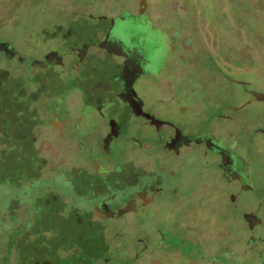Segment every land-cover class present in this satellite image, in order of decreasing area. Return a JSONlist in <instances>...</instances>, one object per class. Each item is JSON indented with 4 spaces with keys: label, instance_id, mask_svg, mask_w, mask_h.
Returning a JSON list of instances; mask_svg holds the SVG:
<instances>
[{
    "label": "flooded vegetation",
    "instance_id": "obj_1",
    "mask_svg": "<svg viewBox=\"0 0 264 264\" xmlns=\"http://www.w3.org/2000/svg\"><path fill=\"white\" fill-rule=\"evenodd\" d=\"M139 4L135 12H85L82 20L56 25L51 48L16 59L9 71L14 126L9 132L3 127L1 135L24 158L48 164L52 170L39 175L56 179L53 196L61 203L45 208L44 195L29 196L42 221L34 228L37 239L55 238L47 245L50 264H165V252L182 256V264H264V176L255 173L251 153L264 127L238 121L237 132L209 129L233 121L250 102L264 101L252 94L264 91L248 90L244 102L223 105L206 120L199 115L198 129L165 119L156 109H165L164 92L144 95L163 69L152 73L155 50L142 31L155 27L147 0ZM130 21L135 24L125 25ZM160 31L161 47L169 50ZM190 153L200 160L194 174L171 165ZM46 154L62 158L52 166ZM241 199L248 206L237 210ZM182 200L185 210L214 204L225 216L218 218L223 229L207 239L195 222L176 218L165 227V204ZM165 241L178 246L165 248Z\"/></svg>",
    "mask_w": 264,
    "mask_h": 264
},
{
    "label": "rangeland",
    "instance_id": "obj_2",
    "mask_svg": "<svg viewBox=\"0 0 264 264\" xmlns=\"http://www.w3.org/2000/svg\"><path fill=\"white\" fill-rule=\"evenodd\" d=\"M138 1L0 0V44L5 47L0 48V264H50L47 245H53L55 238L40 244L34 230L39 222L33 215L37 208L28 202L29 196L40 193L44 195L45 208L51 201L57 202L54 207H61L53 196L56 179L49 173L39 175L41 169L52 170L48 164L39 165L34 158H24L21 150L1 135L3 127L9 132V127L14 126V121L9 122V71H13L16 59L39 57L51 48L49 34L56 25H67L76 18L82 20L85 12H135ZM147 13L155 27L154 31H142L155 50L152 73L160 67L163 71L144 95L151 99L164 92L165 109H156L165 114V119L183 128L198 129L203 125L199 115L206 120L223 105L244 102L249 98L248 90L264 91V0H147ZM130 23L127 26L135 24ZM161 29L170 43L169 50L161 47ZM238 121H244L246 127L252 123L264 127V101L250 102L234 113L233 121L211 124L209 129L219 131L229 126L237 132L234 123ZM258 139L251 153L257 161L255 173L263 177L264 135ZM242 144L248 143L243 139ZM190 154L180 161H171V165H178L186 175L194 174L200 160ZM46 155L52 166L62 158ZM252 197L255 199V194ZM183 201L165 204V227L176 218L195 222L207 239L223 229L225 222L219 219L225 216L214 204L202 210H185ZM246 206L243 199L238 200L237 210ZM166 244L178 246L177 241H165V248ZM111 248L116 249V245ZM181 260L177 253L165 252V264H182Z\"/></svg>",
    "mask_w": 264,
    "mask_h": 264
},
{
    "label": "water",
    "instance_id": "obj_3",
    "mask_svg": "<svg viewBox=\"0 0 264 264\" xmlns=\"http://www.w3.org/2000/svg\"><path fill=\"white\" fill-rule=\"evenodd\" d=\"M143 4H144V0H140V4H139V5L143 6ZM133 18H134V16L129 15L126 19H128V20L131 19V21H132ZM131 21H130V22H131ZM130 22H129L128 24H130ZM128 24H125V25H128ZM108 44H109V42H108ZM0 48H1V49H5L3 43L0 44ZM33 62H34V63H32V65H33V64H35L36 66H39V65H40V61L35 60V61H33ZM252 94H253L257 99H259V100H264V93H260V92H252Z\"/></svg>",
    "mask_w": 264,
    "mask_h": 264
}]
</instances>
